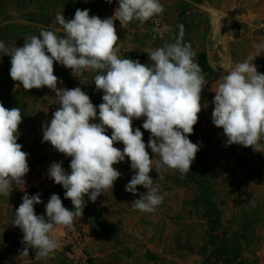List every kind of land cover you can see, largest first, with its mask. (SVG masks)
Here are the masks:
<instances>
[{
    "label": "rangeland",
    "instance_id": "1",
    "mask_svg": "<svg viewBox=\"0 0 264 264\" xmlns=\"http://www.w3.org/2000/svg\"><path fill=\"white\" fill-rule=\"evenodd\" d=\"M87 1L90 0H0V42L9 49L22 47L26 37L39 35L42 28L63 36L55 19L57 13H63L70 20L77 9H87L90 16L105 19L118 2ZM261 2L264 0H160L164 8L163 28L167 26L168 31L159 36L152 20L142 30L135 20L127 26L115 45L116 55L146 64L148 55L140 59L133 54L173 42L179 32L177 26L183 25V41L195 52L194 62L201 67L208 88L205 92L202 89V111L189 136L199 146L191 170L183 176L169 171L161 180L152 170L149 175L156 182L154 186L161 195H166L154 212L141 213L131 205L147 189L138 186L137 194L127 192L126 185L135 174L131 162L126 158L114 165L121 176L113 189L98 197L95 203L85 197L83 215L74 219V230L57 229L59 249L38 262L32 251L27 257L19 256L23 250V232L12 221L24 192L17 188L22 185H13V191L4 196L6 204L0 200V264H264V153L250 147L226 145L223 129L213 124L212 116L208 117L205 109L207 102L214 101L213 83L223 71L242 62L243 42L249 34L245 22L259 24L264 29V19L250 14L248 19L243 17L249 7ZM195 10L208 16V25H204L208 30L216 29L217 38L213 41H225L222 52L233 59L226 61L229 68L215 64L222 58L217 48L208 49L202 42L198 46L193 41ZM229 44L231 53L227 49ZM10 68L11 57L0 52V104L7 109L19 107L23 118L17 142L28 153L30 171L24 178L26 192L30 196L40 194L42 203L34 206L37 215L46 217L45 206L52 194L59 195L63 206L71 211L74 206L70 199H65L62 185L42 187L49 178L52 163L60 162L66 172H71L70 158L43 142V127L50 123L59 107L55 93L46 87L31 91L16 89ZM96 74L85 71L76 78L71 70L54 63V75L60 81L58 87H80L98 110L103 92L96 90ZM142 125V119L133 121V128H140L147 145L150 133ZM106 134L111 136V130ZM114 147L122 151L124 145L117 143ZM146 150L155 159L151 149ZM33 185L38 189L29 192Z\"/></svg>",
    "mask_w": 264,
    "mask_h": 264
},
{
    "label": "clouds",
    "instance_id": "2",
    "mask_svg": "<svg viewBox=\"0 0 264 264\" xmlns=\"http://www.w3.org/2000/svg\"><path fill=\"white\" fill-rule=\"evenodd\" d=\"M118 4L114 16L107 19L90 16L87 9H77L70 20L57 13L55 19L63 36L42 28L39 35L26 37L22 47L9 49L0 42V52L11 57L9 74L16 89L46 87L55 93L59 107L43 127V142L70 158L71 168L68 173L62 163L54 162L48 177L63 186L73 210L63 206L59 195L52 194L45 206L46 217L37 215L34 206L42 200L40 194L30 196L25 190L24 178L30 171L28 153L17 142L21 110L0 104V195L8 196L13 185H22L17 188L24 192L12 221L23 232L19 256L27 257L32 251L38 262L54 254L60 247L56 230H74V219L83 215L85 197L95 203L113 189L121 176L114 165L130 160L135 174L125 190L135 195L138 186L147 189L131 208L152 213L166 193H159L150 172L155 170L159 180L169 171L186 175L199 151L189 136L202 111L201 92L206 80L194 62L191 45L183 41V25L177 26L179 32L173 42L143 50L148 63L119 58L115 21L125 27L135 20L142 30L164 8L160 0H118ZM161 31H168L167 26ZM54 63L71 70L76 78L85 71L97 73L94 84L103 92L98 110L80 87H58ZM211 90L215 93L212 122L223 129L226 145L264 153V73L257 71L252 58L226 70ZM141 119L143 129L150 133L147 145L140 128H133V121ZM109 129L111 136L106 134ZM117 143L124 145L122 151L114 147ZM147 148L155 159L150 158Z\"/></svg>",
    "mask_w": 264,
    "mask_h": 264
},
{
    "label": "crops",
    "instance_id": "3",
    "mask_svg": "<svg viewBox=\"0 0 264 264\" xmlns=\"http://www.w3.org/2000/svg\"><path fill=\"white\" fill-rule=\"evenodd\" d=\"M92 1H95V0H92ZM88 2H91V0L87 1V3ZM200 12L201 11L195 10V13L193 15V21H194L193 28H192L193 41L195 42L196 45L202 42L203 45H205L206 48L208 49L212 47L214 49L217 48V51H219L218 55L221 54L222 58L218 59L215 64H218V66L220 65L223 68H229V65H226V61H231L233 59L230 60V58H232L231 56L230 58L225 57V54L222 52L224 51V48H225V41L224 42L223 41L219 42L217 40L215 42L213 41L215 38H217L216 29L213 32H211L210 30H208V28L204 26V25H208V22H207L208 16L207 15L205 16ZM249 14L256 17V19H264V2H261L258 6L249 7V11H247V14H244L243 17L248 19ZM258 25L259 24L255 25V23H252L250 21L245 22V29L249 30V34L245 36L246 40L243 42V48H242L243 51H241L243 55L240 59H242V62H243L245 59L251 57L253 63L257 67V71L259 73H264V29H261V27ZM130 26H131V23H130ZM162 34H163V31L158 33L159 36H161ZM218 44H221V46H218ZM227 49H229L231 53L230 44L228 45ZM215 64L212 63L213 67L217 69L216 67L217 65ZM231 69H227V70H231ZM225 71H223V74L225 73ZM36 186L34 185L31 186V188L29 189V192H32L38 189V187ZM54 186H56L55 182L48 178L46 179V182H44V186L42 187H45V189L46 188L50 189ZM25 190H27L26 185H25ZM0 200L5 201V197L3 195H0ZM5 204H6V201H5ZM4 249L6 251V248H3V251ZM13 249L15 250L16 248H13Z\"/></svg>",
    "mask_w": 264,
    "mask_h": 264
},
{
    "label": "built area",
    "instance_id": "4",
    "mask_svg": "<svg viewBox=\"0 0 264 264\" xmlns=\"http://www.w3.org/2000/svg\"><path fill=\"white\" fill-rule=\"evenodd\" d=\"M119 7V4L118 2H116L113 7L111 8V11L109 12L108 16L105 17V19L107 18H110L112 16H114V12H115V9ZM152 26H153V29L157 32V33H160L161 32V29L163 28V23H162V16L159 15V16H156V17H153L152 19ZM130 26V23H128L127 25H125V27H122L120 22L117 20L115 21V28H116V33H117V36H118V39H121V37L124 35L125 33V30H127V26ZM207 83L206 85L204 86L203 88V91H207ZM205 109L207 111V114H208V117H211L212 116V112L214 110V103L213 101L211 102H207L206 103V106H205Z\"/></svg>",
    "mask_w": 264,
    "mask_h": 264
},
{
    "label": "trees",
    "instance_id": "5",
    "mask_svg": "<svg viewBox=\"0 0 264 264\" xmlns=\"http://www.w3.org/2000/svg\"><path fill=\"white\" fill-rule=\"evenodd\" d=\"M133 56L135 58L144 59L147 56V54L145 52H142V53H135V54H133Z\"/></svg>",
    "mask_w": 264,
    "mask_h": 264
}]
</instances>
